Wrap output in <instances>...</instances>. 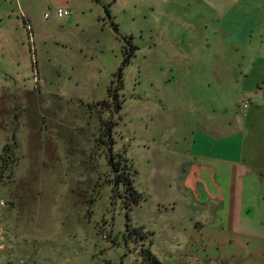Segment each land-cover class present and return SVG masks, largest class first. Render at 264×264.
<instances>
[{
	"label": "rangeland",
	"instance_id": "rangeland-1",
	"mask_svg": "<svg viewBox=\"0 0 264 264\" xmlns=\"http://www.w3.org/2000/svg\"><path fill=\"white\" fill-rule=\"evenodd\" d=\"M47 1L0 0V264H146L144 248L161 264H207L182 254L184 200L163 135L171 88L160 68V41L184 40L207 5L74 0L58 17ZM128 40L139 49L123 66ZM210 90L246 112L240 90ZM250 114L264 137V104ZM250 215L258 222L260 208ZM246 229L264 241V218ZM256 251L235 249L231 260L256 264Z\"/></svg>",
	"mask_w": 264,
	"mask_h": 264
},
{
	"label": "crops",
	"instance_id": "crops-1",
	"mask_svg": "<svg viewBox=\"0 0 264 264\" xmlns=\"http://www.w3.org/2000/svg\"><path fill=\"white\" fill-rule=\"evenodd\" d=\"M200 1L207 5L200 9L204 19L187 22V37L160 41V68L168 72L165 82L171 88L162 100L172 114L163 121L167 174L177 178L184 200L188 240L182 254L207 264H243L231 260L237 254L233 250H257L264 257V241L246 229L264 218V137L253 132L254 121H249L250 110L264 104V0ZM47 3L52 9L74 6V0ZM179 17L183 23L184 16ZM211 88L240 90L241 113L246 114L222 105ZM255 206L261 210L256 223L250 215ZM219 244L223 251L214 253ZM201 246L210 252L204 255ZM259 260L252 262L264 264Z\"/></svg>",
	"mask_w": 264,
	"mask_h": 264
},
{
	"label": "trees",
	"instance_id": "trees-1",
	"mask_svg": "<svg viewBox=\"0 0 264 264\" xmlns=\"http://www.w3.org/2000/svg\"><path fill=\"white\" fill-rule=\"evenodd\" d=\"M113 27L115 29H117V25H114V23H112ZM137 50V47L135 45H133L131 43V41H127V47L125 48V51H124V62H123V66L128 64L130 62V58L131 56L135 53V51ZM122 69L123 67L120 68V71H119V80H118V83H119V86L121 87L123 85V82H122ZM110 90V88H109ZM120 102H117L116 105L117 107L119 106L120 107ZM115 158L114 156H111L110 157V161L113 165V167L116 169L117 167V164L114 162ZM137 173V171H136ZM117 182L118 181H121L119 179V176L117 177ZM126 184V190L127 192L129 193L130 197L133 199V202L134 204H139V202L141 201V198H142V195L140 192H138L134 185H133V182L131 181L130 178L127 179V182L125 183ZM137 230L136 228H133V231ZM139 231V230H138ZM141 231V230H140ZM144 237V236H142ZM145 238V237H144ZM142 252H143V258L145 260V263L146 264H161V261L152 253L151 249L147 248V249H142Z\"/></svg>",
	"mask_w": 264,
	"mask_h": 264
},
{
	"label": "built area",
	"instance_id": "built-area-1",
	"mask_svg": "<svg viewBox=\"0 0 264 264\" xmlns=\"http://www.w3.org/2000/svg\"><path fill=\"white\" fill-rule=\"evenodd\" d=\"M72 13L71 9L68 8H64V7H59L56 9V14L58 17H64V16H68Z\"/></svg>",
	"mask_w": 264,
	"mask_h": 264
}]
</instances>
